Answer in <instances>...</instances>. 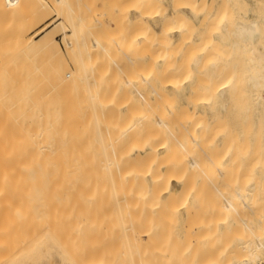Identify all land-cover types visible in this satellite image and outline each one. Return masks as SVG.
Returning a JSON list of instances; mask_svg holds the SVG:
<instances>
[{
  "label": "bare ground",
  "instance_id": "obj_1",
  "mask_svg": "<svg viewBox=\"0 0 264 264\" xmlns=\"http://www.w3.org/2000/svg\"><path fill=\"white\" fill-rule=\"evenodd\" d=\"M13 1L8 0L11 4L14 3ZM137 1V4L141 6L139 8L137 7L139 11H141L140 8H148V6L149 10H151L152 5L153 7L155 6V9L157 6L160 9L165 2V0ZM221 1L222 3L220 5L218 4L219 7H216L218 12L215 11L217 13L213 16L217 21L215 22L217 26L214 28L216 29L214 31L216 35H213L214 38L211 39L216 42L222 36V43L225 48V51L222 48L223 53H225L222 54L226 57L229 55L226 62L231 61L233 63L232 66L234 65L233 67L237 70L235 71L238 75L236 72L235 75L237 77L235 78L232 76V73L228 75L227 71L230 67L229 69L226 67L228 70L226 68L224 69L226 71L225 76L220 73L215 78L218 79L213 80L212 78L213 82H210L209 85L204 84L205 81L203 82L202 80L203 86L198 90L199 94L195 98L193 93L195 92L194 94H196L197 89L161 90L166 87L168 88V86L175 88V79L171 80L172 83L170 81L166 83L168 82L170 74L173 75L170 79L175 77L173 72L178 69L172 62L170 63L171 59L175 56L173 55L171 59L169 57L171 52L173 54L179 53L178 48L180 45L178 46V42L175 41L177 44L175 43L176 45L172 48L171 38L175 32L181 34L180 38L187 39L190 37H187V35L184 36L185 34L183 32L192 25V18L187 14L186 10L194 13V9H196L194 8V0H172L171 13L165 16L162 14L163 12H157L158 19L152 15L153 12H149L147 9V12H145L144 9L139 12L138 20L131 21L135 22L132 23L134 25L137 23L132 27L139 30L135 34L134 31L133 34H130L131 31H125L126 29L124 30V28L126 26L124 27V24L120 23L122 22L121 20L118 22L115 18L114 22L117 21L123 27L120 24L121 28L117 27L119 25L116 23L106 28L103 20H100L102 17L98 18L94 17V15L92 19L94 24L99 22L98 25L102 27L100 28L98 25H94L98 26L102 31L100 34L102 39H97L100 29L96 27L95 29L97 31L99 30L97 32L98 36L95 38L97 34L95 33L93 35L94 37H92V34L96 30L94 32L91 30L93 32L92 34L88 30L91 27L93 29L94 26L86 25L88 19L85 22L81 18H78V20L81 19L79 21L80 24H73L74 26H71V36L74 38L69 35L71 41L64 40L65 43H63L65 45V53L68 54L67 56L71 58L76 56L74 58H79L78 60L76 59L78 63L75 64L77 65L68 72H61L59 71L61 69H58L60 66L56 67V65H60L59 62L64 51L57 44L50 30L46 33H41L42 35L39 37L38 34L40 32L35 33L34 36H37V39L36 37L35 39L34 37L31 38V50L34 52L38 51V53L39 51L43 52L47 56H53L52 58L54 60H50L53 61L54 66L52 62L49 68L46 66L48 72L46 73L47 70L45 69L46 74L41 75V81H38L36 74L35 77L37 80L34 79L35 77H31L33 81L30 83L33 85L30 89L32 91L29 92L30 97L25 92V95L28 96L25 99V103L29 98L28 101L30 100L31 102L29 101L28 103L31 104V109L27 106L28 103H26L23 115L24 113L30 112L25 109L28 107L29 110H32V113L35 111L36 115H33L38 116L36 119L31 113H28L30 114V119L33 117V120L40 121L37 124H34L36 122L33 121L34 123L29 129H21V131L24 129L28 135L27 142L29 146L27 145L25 147L27 152H25L26 149H24V153L23 149L20 152L17 147L16 151L18 150L19 153H13L12 151V154L8 152V155H0V206H7L10 211V206L11 208L13 205L21 207V204H23L27 209L24 206L22 210L21 208L18 209L21 212L23 210L24 212L26 211L25 215L24 212L22 213L26 218L18 217L21 220L23 218L24 221L29 220L30 223H32L33 219L37 222L34 227L35 233L33 236L37 231L40 241V243L38 242L39 244H42V246H45V244L54 246L59 263L256 264L257 261L260 262L264 259V0H253L252 3L244 0V12L233 21L232 25H229L228 20L231 17H229V8H232L231 3L235 5L234 0L233 2L230 1L231 3L229 0ZM242 1L239 0L241 4ZM117 2L119 3L120 1ZM55 3L60 7L64 4V7L67 0H55ZM131 3L134 4V2ZM82 7L84 8V6H81V9H83ZM41 8L37 9L39 10ZM102 8H104V5ZM206 9L209 12L208 7ZM60 10L63 9L60 8ZM106 11L105 14H107ZM81 12L84 13L86 11L84 10L83 12L80 10V15L82 14ZM91 12L90 14H92ZM100 12L102 14V11ZM200 13H203L202 10ZM197 14H199L198 11ZM202 17L204 18V15ZM66 18L69 19V17ZM112 18L114 20V15ZM112 18H110L111 21ZM203 18L198 23L199 25H202L201 23L205 19ZM150 20L160 21L161 28L159 31H156L149 23L151 22ZM211 27L212 25H210ZM208 31L210 32V30ZM89 36L94 38L91 43H88V39L86 40V37ZM207 36L208 34L206 33L203 36L204 38L206 37V41L204 42V38H202L201 41L204 43L201 42L197 48L198 50L201 49L200 54H198L199 58L201 54L208 55L209 62L212 58V60H215V57H213L215 55L209 52L212 55L211 58L207 54V51L210 49L206 50L208 45L206 47L205 45L210 44V36L212 35ZM190 44L189 41L187 45ZM175 46H178V48ZM200 46L202 48H199ZM219 47L218 49L221 50ZM174 48L175 51L178 49L175 53ZM185 48L187 47L185 46ZM191 48L193 49L194 47ZM187 49L186 51L181 50V56L182 54L184 56L186 55L188 60V57L193 54L196 48L192 51H190V48ZM187 51L190 52L188 53ZM95 54H98V57ZM187 54H189L188 57ZM218 54L222 57L221 53ZM99 55L101 58H99ZM175 55L177 57V54ZM59 56L60 59L56 58L59 61L57 64L55 57ZM93 56L97 57V59L99 58V60L101 59V62H103V57L109 59L115 65L116 72L123 70L125 67L123 65L126 63L130 64L133 68L132 65L137 64L136 61L143 63L145 58L150 60V57L153 59L151 61L156 63L155 65H157L160 71L156 74L153 70L155 73H153L155 81L151 84V88L147 86L150 88L149 91L153 94L154 99V101L152 100V104L150 101L152 105V110L150 111H152V114H149H151L152 120H149L150 116L148 114L145 113L146 115H143L145 117V119L143 118L145 123H147V118V121L151 122L150 125L149 122L147 123V127L149 129L150 127L153 128L150 131L152 134L151 136L148 135L149 137L145 139L144 136H147L146 133L145 135L141 134L144 133L142 131L139 134L137 133L140 139L144 138V140L142 139L140 141L138 139L141 144L135 146L136 148L130 154H127L128 152H125L126 154H120L124 151L120 146L116 148L118 151L122 150V152L120 151L119 154H116L118 152L115 153L117 150L113 147L114 144H111L113 140H111L110 145H107L110 146L111 150L106 148V150L111 152H105V148L103 149L102 146L106 142L107 137L104 140L102 136L104 138V135L106 136L110 133L114 135V132H117V129L120 128L118 125L115 131L114 126L116 127L119 122L121 126L126 123V120H130V122L132 120L133 122L134 119H131L130 114L134 115L132 108L136 109L134 106L137 103H133L132 101L135 100H132V98H137V95L141 96L144 95V91L145 93L149 91H147L148 89H146L145 84H143L145 88L141 85L139 86L140 89L142 87L143 92H139L138 88L134 90L136 87L133 86L137 81L133 78L135 74L132 76V74L129 75L125 72L128 71V68L124 69L125 71L123 70L129 75L127 78L125 77L126 74L124 75V72H121L124 78H126L124 82L121 83L118 80L119 78H116L118 75H114L115 77L113 78L115 79L111 78V80L113 79L112 82L116 80V83L120 82L123 84L122 86L120 84V87L124 85L126 87L131 86L133 90H125L128 88L123 90L120 88L121 90H119L118 83L116 87L113 85L116 84L115 82L111 83V85H108L107 82V85L111 86L110 89H107L105 87L107 85L104 84L106 83L104 80L105 76H102L104 74L101 72L102 75H99L100 78L96 73L90 75V78L93 76V80L89 78L90 83L88 84L86 80L89 74L87 75V73L89 72L88 70L92 71L91 67H93V64H91V67H88L84 61H88ZM208 57L206 56L205 59ZM84 58L87 60H84ZM62 59L64 58L62 57ZM124 61L126 62L125 64H123ZM222 61L225 60L222 59ZM145 64H138L137 66L144 68ZM215 64L214 62H210L208 65L214 67L216 66ZM200 65L198 64L199 67ZM65 66L67 67V65ZM212 66L209 67L214 70ZM34 67H36V64H34ZM145 67L147 66L145 65ZM39 68L36 69L37 73H39ZM104 68L107 69L106 65ZM143 68L140 71L144 72ZM180 68L182 69V67ZM32 69L31 74H34L36 70L34 68ZM136 69L131 70L136 71ZM149 70L145 71L148 72ZM172 70L173 72L171 73L170 71ZM116 72L114 71V73ZM167 72H170V74L168 75ZM184 72L190 74L189 71ZM119 73L117 72V74ZM166 73L168 75L166 77L167 81H165L166 79H162ZM39 74L37 76L40 78ZM140 74L139 78L136 79L142 78L140 80L143 83H148V80H150L148 79V77L150 78L149 73V76L145 75V73ZM181 75H183L182 72ZM208 76H210L209 73ZM101 77L104 78H102L104 80L103 82ZM118 77L123 80V76L119 75ZM35 80L38 83L40 82V84H37ZM151 80L153 81V79ZM196 80L198 81V79ZM173 81L175 82L173 83ZM180 81L182 80L180 79ZM137 83L139 85V82ZM211 83H214V85ZM177 84H179L178 81ZM82 87L86 88L81 90ZM191 89H193L192 86ZM38 90H41V92H38ZM150 92L148 94H151ZM129 93L131 95H128ZM133 93L134 95L138 94L135 97ZM140 93L142 94L140 95ZM190 93H192L194 99L191 98L192 100L189 103L194 106V109L213 108L215 106L211 111L213 117L211 124H207L202 119L198 120L202 116H198L196 119L194 110H190L188 105H184L182 103L183 101L181 102ZM146 97L148 96L146 95ZM141 98L143 99V96ZM187 99L189 98L187 97ZM148 100L147 102H149ZM132 103L136 104L132 107ZM150 104L149 106L151 107ZM20 111L18 112L20 113ZM128 114L130 118L126 116ZM135 115L132 118H135ZM138 115L141 116L142 113ZM231 117H234V120L232 119L233 121H231ZM24 118L26 120V117ZM137 118L139 120L141 119L138 116L135 119L137 120ZM121 119H124L122 121L125 122L120 121ZM18 120H16V123H20ZM136 120L132 126L130 125L131 123L129 124L131 126L130 128L128 123H126L127 127H124L125 125L123 126V129L128 128V131L125 129L124 131L121 128L123 133L126 132L124 133V135L126 134L125 136L129 134L128 137L130 136V139L134 138L133 144L136 143L137 139L135 137H138V135L135 133L137 136H133V133L129 129L136 126L137 132V127L142 128L139 126L142 123L138 124ZM134 123H137L138 126ZM111 125H113V128L110 127ZM14 127L19 130V126L16 125ZM94 127H96L98 132V136L95 138L96 143H99L100 140L103 141L99 143L102 145L101 147L98 145V148L100 147L103 152L101 151L98 154L93 153ZM109 127L113 129L112 131L110 129V133ZM121 129L119 132L122 131ZM133 130L135 132L134 128ZM123 133H120V136L117 137H120L119 139H114L127 143L126 147L128 148L129 139H125L126 137H124L125 140L121 138ZM99 134L101 135L99 136ZM112 134L108 136H111L113 139ZM111 137L108 138L111 139ZM217 141L221 142L220 148L222 150L216 146ZM129 142L131 146V141ZM254 142H256L255 146H253ZM117 143L116 146L118 145ZM216 147L217 150L222 151L220 155H216L219 154ZM249 148L251 149L248 157L246 156V149ZM28 149L30 152H28ZM132 149L133 147L128 151L130 152ZM247 158L251 162L245 161ZM244 161L249 164L246 168L251 166L249 171L251 170L252 173L255 172L256 165L260 164L257 169L258 173H255V176L256 174L257 176H254V180L249 177L246 180L248 182L251 179L248 183L246 181L243 182V179L240 178L242 176H239L242 180L239 181L238 175L240 174L237 175V173L245 168L241 167L242 169H240ZM228 162L231 163L229 165L233 166V169L231 166V169H228L229 167L226 165L224 166ZM190 170L193 173L196 172L195 175L189 173ZM244 171L242 170L241 174H244ZM252 173L250 172L249 175ZM186 174H190L189 179L192 181L188 179ZM245 175L243 176L245 177ZM193 176L199 178L195 180ZM199 185L200 187H198ZM203 203L207 205L203 206ZM14 209L12 208V210ZM15 213L13 212V214ZM11 214L8 217L10 221L13 219L10 218ZM16 216L13 217L17 219ZM14 220L12 225H15ZM21 220L18 221L21 222ZM163 221L167 223L166 228L165 223L162 226L165 229L161 228L163 224H159V222L163 223ZM27 222L22 224H25L28 229L32 224L28 226ZM239 222H241L240 224H244L242 226H246L244 228L248 230L249 237L245 234L247 239L242 237L244 234L241 236L242 231H239L241 234L238 235L234 232L238 230V228L236 230L233 229L235 228L234 225L239 224ZM7 225H10V229L13 230L11 222L5 226L7 227ZM5 226L2 225L1 227ZM1 227L0 236H3L7 230L11 232L9 229L5 230L3 228L2 233ZM16 229H14V232ZM230 231L233 234H230ZM9 232L7 233L9 234ZM12 233L8 235L11 238ZM8 236H3V242L9 238ZM29 239L32 243H29L27 240L28 243L26 244H38L35 240ZM0 243H2V240ZM18 243L16 248L19 247V249L17 248V250L14 249L13 251H2V249L8 250L12 246L8 244L9 247H6V242L2 244L3 248H0V264H6L16 260L17 254H21V252H18L21 250V245L19 246ZM237 243H239V247H237ZM107 244L111 245L110 248ZM15 253L17 254L14 256ZM260 264H264V261Z\"/></svg>",
  "mask_w": 264,
  "mask_h": 264
},
{
  "label": "rangeland",
  "instance_id": "obj_2",
  "mask_svg": "<svg viewBox=\"0 0 264 264\" xmlns=\"http://www.w3.org/2000/svg\"><path fill=\"white\" fill-rule=\"evenodd\" d=\"M78 1V2H77ZM113 1H114V3H113ZM117 1H120L119 3L117 2ZM137 1V0H136ZM135 0L133 1V0H67V3L65 4V8L63 7V5H62V7H60V6H58L56 3H55V0H14L12 3L13 4H11L10 2H8V0H0V155L2 154V155H8L9 153L10 154H12V151H13V153H19L18 152V150L16 151V148L18 147L19 148V150H20V152H21V150L23 149V153H24V149H26L25 147H27V145L29 146V143L27 142V133L25 132V130L24 129H29V128H31V126H32V124L34 123L33 121H35L36 123H34V124H37V122L39 121V120H36L37 119V117L38 116H35L36 114H35V111H34V113H32L31 111L32 110H29V108L31 109V104L30 103H28L29 101H28V99H27V102L26 103H28V109L27 108H25L26 110H28V111H30V112H28V113H31V115H33V114H35V115H33V117H35L36 119L35 120H33V117H32V119H30L31 117L29 116L30 114H28V113H24V115H23V112H25V110H24V107L26 106L25 104V99H26V97H28L29 96V92H31L32 90H30L31 88H32V85L33 84H31L30 82H32L33 81V79H31V77L33 78V77H35V74H36V77L38 78V81H41V75H43L44 73H45V71H46V73L48 72V69H47V67L46 66H48V68H49V66H51V62H52V64H53V66H54V63H53V61L52 60H54L52 57L53 56H51V55H48V56H50V57H48L47 55H45L43 52H40L39 51V53H38V51L36 52H34V51H32L31 50V48H30V46H31V38H33L34 37V39H35V37H36V39L40 36V35H42L43 33H46V32H48L49 30H50V33L51 34H53L54 35V38H55V40L57 41V44L60 46V48L64 51L63 53V55H62V57L64 58V59H62V57H61V59H62V61H61V59H60V56L59 57H55V59L56 58H59L60 59V62L58 61V59H56L55 61H56V63L58 64V62L60 63V65H56V67L58 66H60L58 69H61V70H59V71H70V70H72V68L74 67V66H76L77 64H75V63H78V61L76 62V59L78 60L79 58H74V57H76V56H74V57H69V56H67L68 54H66L65 53V45L63 44V43H65L64 42V40H68V41H71V37H73V36H71V34H72V28H71V26L73 27L74 25L73 24H78L79 23V21L82 19V20H92L94 17H102V19H100V20H103V23L105 24V26H106V28L107 27H110V26H113V25H115L116 23L118 24V22H120V20L122 21V22H120V23H122V24H124V30L125 31H131L130 32V34H133V31H134V34L135 33H137L139 30L138 29H136V28H132L133 26H135L134 24H132V23H135V22H131V21H135L137 18H138V15H139V12H141V11H143L144 9V11L145 12H147V10H149V6H148V8L146 7H143V8H140V10L141 11H139V7H141L139 4H137L138 3V1L136 2ZM195 2V4H194V8H196V9H194V13H192V12H188V10H186V12H187V14L192 18V20H191V22H192V25H191V27L190 28H186L185 29V31L183 32L185 35L184 36H186L187 35V37L188 36H190V37H188L187 39L186 38H180L181 37V34L180 33H177V32H175V33H173L172 34V38H171V41H172V44H173V46H172V48L174 47V45H176L177 43L176 42H178V46H179V48H178V46L176 47V48H178L179 49V53L177 52V53H175L178 49H176V51H175V48H174V53L175 54H177V57H176V55L175 54H173V52H171L170 53V57H169V59H171V57L174 55L175 57H173V59H171V61H170V63L172 62V64H174L175 66H177L178 67V69L177 70H179V71H177V70H174V72H173V70L172 71H170L171 73L173 72V74L175 75V77H173L172 79H170V77L171 76H173L172 74H170V72L168 73V75L170 74V76H169V79H168V82H166V83H169V81H170V83H172V81L171 80H173V79H175V81H173V83H174V86H175V88H173V86H172V88L170 87V86H168V88L166 89V88H164V89H161V90H183V88H184V90H196L197 89V91L198 90H200V88L203 86V82H204V84L206 83V84H208L209 85V83L210 82H213V80L216 78V77H218V75H220V73H221V75H224L225 74V68L226 67H228V69H229V67H230V69L228 70L227 68V74L228 75H231V73H232V76L235 78V77H237V75H238V73L236 72L237 70L235 69V67H233L232 66V64L233 63H231V61H227L226 62V60H227V58L229 57V55L226 57V56H224L223 54H225V53H223V51H222V48L224 49V51H225V48H224V45H223V43H222V36L220 37V39H217L216 40V42L214 41V40H212L214 37H213V35H216L215 34V32L214 31H216V29H214L217 25H216V23L215 22H217L215 19H214V14L215 13H217L218 11V4L220 5L221 3H222V1L221 0H194ZM202 1H204V2H202ZM233 2V0H229V2ZM244 1V0H243ZM242 1V4L239 2V0H234V4L235 5H233V3H231V7L232 8H229L230 9V15H229V17H230V19L228 20V23H229V25L231 24L232 25V23H233V21H235L237 18H238V16L239 15H241L242 14V12H244V10H243V3H245V1L243 2ZM248 1H250L251 3L253 2V0H248ZM76 2V3H75ZM86 2V3H85ZM89 2V3H88ZM131 2H134V4L133 3H131ZM208 2H209V4H208ZM113 3V4H112ZM115 3H117V4H115ZM121 3V4H120ZM126 3V4H125ZM56 4V5H55ZM120 4V5H119ZM70 7H69V6ZM103 5H104V8H102L103 7ZM123 5H125V6H123ZM135 5H136V7H135ZM138 5V6H137ZM171 5H173L172 4V0H165V2L163 3V8L162 7H160V9H159V6H157L156 7V9H155V6L153 7V5H152V7L150 8L151 10H149V12H153L152 13V15H154V16H156L155 18H157L158 19V13H162V14H164L165 16L166 15H168L169 13H171V11H172V6ZM195 5H197L196 7H195ZM201 5V6H200ZM40 6V7H39ZM71 6H74V7H71ZM78 6V7H77ZM81 6H84V8L83 9H81ZM89 6V7H88ZM127 6V7H126ZM167 6V7H166ZM209 6H210V8H209ZM41 7H43L44 8V10H43V8H41ZM93 7V8H92ZM120 7V8H119ZM138 7V8H137ZM208 7V9H209V12H207L208 10L206 9ZM217 7V8H216ZM234 7V8H233ZM37 8H41V9H37ZM59 8V9H58ZM60 8L61 9H63V10H60ZM76 9V10H74V9ZM78 8V9H77ZM92 8L93 9V11H92V9H91V11H90V9ZM109 8H110V10H109ZM118 8V9H117ZM125 8V9H124ZM198 8H201V9H198ZM236 8H238V9H236ZM71 9H72V11H71ZM112 9V10H111ZM147 9V10H146ZM154 9V10H153ZM159 9V10H158ZM198 9V10H197ZM41 10V11H40ZM80 10L81 11H83L84 12V10L86 11V12H84V13H82L81 15H80ZM107 12V14H105V11ZM109 10V11H108ZM125 10V11H124ZM153 10V11H152ZM156 10V11H155ZM201 10H202V12L203 13H200L201 12ZM211 10V11H210ZM65 11V12H64ZM76 11V12H75ZM100 11H102V14H101V12ZM124 11V12H123ZM161 11V12H160ZM197 11H198V13L199 14H197ZM215 11H217V12H215ZM234 11V12H233ZM44 14H43V13ZM67 12H68V14H67ZM73 12V13H72ZM75 12V13H74ZM90 12L92 13V14H90ZM158 12V13H157ZM239 12H240V14H239ZM62 13V14H61ZM79 13V14H78ZM114 13V14H113ZM205 13V14H204ZM235 13H237L236 15H237V17H236V15H235ZM38 14V15H37ZM42 14V15H41ZM64 14V15H63ZM90 16H89V15ZM100 14V15H99ZM60 15V16H59ZM75 15V16H74ZM77 15V16H76ZM79 15V16H78ZM84 15V16H83ZM86 15V16H85ZM88 15V16H87ZM95 15V16H94ZM113 15H114V20H113ZM204 15V18L206 19H204L202 16ZM62 16V17H61ZM69 17V19L68 18H66V17ZM74 18H73V17ZM94 16V17H93ZM111 16V17H110ZM122 16V17H121ZM124 16V17H123ZM210 16H212L213 17V19H212V17H211V19H210ZM76 17V18H75ZM84 17V18H83ZM92 17V18H91ZM118 17H120V18H118ZM78 18H81V19H79L78 20ZM110 18H112V21H111V19ZM115 18H116V20H118V22L116 21V22H114L115 21ZM204 19L203 20V22L201 23L202 25H199L198 23H200L201 22V19ZM207 18H208V20H207ZM235 18V19H234ZM232 19V20H231ZM73 20V21H72ZM88 20H87V22H88ZM124 20V21H123ZM138 20V19H137ZM212 20H214V21H212ZM231 20V21H230ZM72 21V22H71ZM78 21V22H77ZM83 21V22H84ZM89 21V22H90ZM151 22H149L154 28H155V30L156 31H159L160 30V28H161V24H159L160 23V21H153V20H150ZM205 21V22H204ZM211 21V22H210ZM86 22V21H85ZM86 22V25L87 24H89L90 26H94V25H98L99 24V22L97 23V24H94V22H93V20L89 23H87ZM126 22V23H125ZM207 22H210V23H207ZM96 23V22H95ZM100 23H101V21H100ZM119 23V24H120ZM131 23V24H130ZM80 24V23H79ZM118 24V25H119ZM122 24H120V25H122ZM127 24H128V27H127ZM203 24L205 25L204 27H203ZM209 26H208V25ZM60 25V26H59ZM89 25H87V26H89ZM120 25L119 26H117V27H120ZM198 25V26H197ZM210 25H212V29L210 28ZM99 27L101 26V25H98ZM98 26H94V28L92 29V27H91V29L90 30H88V31H90V33L92 34L96 29V27L98 28ZM194 26H195V28H194ZM122 27H123V25H122ZM197 27V28H196ZM207 27H208V30H210V32L207 30ZM90 28V27H89ZM100 28H102V27H100ZM100 28H98V29H100ZM121 28V27H120ZM130 30H129V29ZM42 29V31H40ZM133 29V30H132ZM134 29H136V30H134ZM190 29V30H189ZM91 30L93 31V32H91ZM103 30V29H102ZM99 31V30H98ZM97 30H96V32H94L93 34H92V37H94L93 35L95 34V33H97L98 32ZM212 31H213V33H212ZM38 32H40V34H38V37L37 36H34L35 35V33H38ZM208 34V36H210V35H212V36H210V40H211V42H210V44H206L205 45V47H206V50L207 49H210L209 51H207V54H209V52L211 53V54H213L214 53V55L215 56H213V57H215L214 59L215 60H212L213 58H212V55H210L209 54V56H211V61H209L208 62V60H209V57H208V55H205V54H201L200 55V58H199V55L198 54H200V51H201V49H199L198 50V45L202 42L201 40H202V38H204L203 36L204 35H206V33ZM42 33V34H41ZM89 33V34H90ZM102 33V31H101V29H100V31H99V36H98V33L96 34V36H95V38L97 37V39H102V36L100 35ZM202 33H204V35H202ZM90 34V35H91ZM175 34V35H174ZM191 34V35H190ZM71 37H70V36ZM202 35V36H201ZM65 36V37H64ZM87 36V35H86ZM207 36V37H208ZM218 36V35H217ZM91 36H89V37H86V40L88 41V43L90 42H92L93 40L92 39H94V38H90ZM183 37V36H182ZM74 38V37H73ZM212 38V39H211ZM174 39V40H173ZM73 40V39H72ZM183 41V43H182V41ZM194 40V41H193ZM176 41V42H175ZM185 41V42H184ZM190 41V43L192 44V46L191 47H194L193 49L190 47V45H187V43ZM193 41V42H192ZM206 41V37L204 38V42ZM180 42V43H179ZM199 42V43H198ZM204 42H202V43H204ZM176 43V44H175ZM212 43H213V45H212ZM217 43V44H216ZM219 44V45H218ZM64 45V46H63ZM202 45V44H201ZM211 45V46H210ZM182 46H183V48H182ZM185 46L187 47V48H190L191 50L190 51H192V50H194L195 48V51H193V54L192 55H190V57H188L189 56V54H187V57H188V60H187V58H186V55L184 56L183 54H182V56H184V57H182L181 56V50L183 51V50H188L187 48H185ZM217 46V47H216ZM218 46H220L219 48H221V50H219L218 49ZM202 47H203V45H202ZM201 46L199 47V48H202ZM214 49H213V48ZM185 48V49H184ZM216 48H217V50H216ZM212 49V50H211ZM189 51V52H190ZM212 51H214V52H212ZM188 52V51H187ZM186 52V53H187ZM188 52V53H189ZM198 52V53H197ZM35 53V54H34ZM185 53V52H184ZM218 53H221V55H222V57H224V58H222V57H220V54H218ZM223 53V54H222ZM47 54V53H46ZM191 54V53H190ZM96 55V54H95ZM179 55V56H178ZM203 55H205V57H203ZM97 57H98V54L96 55ZM100 56V55H99ZM194 56V57H193ZM201 56H202V58H201ZM206 56L208 57L207 59H205L206 58ZM97 57H95V56H93V57H91V59H89L88 61H84L85 62V64H86V66H92L91 64H93V67H91L92 69V71H90V70H88L89 72L87 73V75L89 74V76H88V79L86 80V82L89 84L90 83V79L91 80H93V76H91L92 78H90V75H94L95 73L96 74H98V76L99 75H102L101 73H103L104 75H102V76H105L104 78L103 77H101V80H102V82L105 80V82L106 83H104L105 85H107V82H108V85H111V83H114L116 80H114L113 82H112V80L113 79H115V78H113V77H115L116 75H121V76H123V80H121L120 79V77H118V76H116V78L118 79V80H120V82L122 83V82H124V79H126L129 75H131L132 74V76H133V78H134V80H136L137 82H139V85H137L138 83L136 82V86L134 85L133 87H136V89L134 88V90H137V88H138V90H139V92H143V89H142V87H141V89L139 88V86L141 85V86H143V88H145V87H147V86H149L150 88H151V84L152 83H154V81H155V79H154V74L156 73V74H158L160 71L158 70V68H157V65H155L156 63H154L153 61H151V60H153V59H151L150 57H149V59L150 60H148V58L146 59L145 58V60H143V63L145 64V62L147 61V63L145 64L147 67H145V65H144V68L143 67H139V66H137L138 64H143V63H141V62H139V61H136L137 62V64H134V65H132L133 66V68L131 67V65L130 64H127L125 61H124V63L123 64H125V65H123V66H125L124 67V69H127L128 68V71H125L124 69V71L125 72H127L129 75H127L123 70H119V71H117V72H120L119 74H117V72H116V70H115V65L114 64H112L111 63V61L109 60V59H107L106 57L104 58H102L103 60V62H104V64H102L103 62H101V59L99 60V58H101V56L97 59ZM49 58V59H48ZM186 58V60H184ZM191 58V59H190ZM195 58V59H194ZM224 59L225 61H222V59ZM50 59H52V60H50ZM94 59V60H93ZM137 59H139V58H137ZM180 59V60H179ZM193 59V60H192ZM198 59H199V61H198ZM203 61H205V62H207V63H205V62H203ZM50 60V61H49ZM75 60V61H74ZM84 60H87V59H85L84 58ZM93 60V61H92ZM106 60V61H105ZM140 60V59H139ZM173 60V61H172ZM190 60V61H189ZM196 60H197V62H196ZM54 61V62H55ZM90 61H92L91 63H90ZM98 61H99V63H98ZM177 61H180V62H177ZM187 62V65H186V62ZM222 61V62H221ZM139 62V63H138ZM150 64H149V63ZM183 62H185V63H183ZM195 64H194V63ZM202 64H201V63ZM216 63L215 65L216 66H212V65H208L209 63ZM73 63V64H72ZM89 63V64H88ZM108 63V64H107ZM220 63H221V65H220ZM34 64H36V67H34ZM101 66L100 68H99V66ZM103 66H102V65ZM198 64L200 65V67L198 66ZM208 66H207V65ZM65 65H67V67L65 66ZM95 65V66H94ZM106 65V68L107 69H105L104 68V66ZM127 65V66H126ZM163 65V64H162ZM181 65V66H180ZM37 66H38V68H39V73H37V70L36 69H38L37 68ZM96 66H97V69H96ZM149 66H151V68H149ZM197 66H198V69H197ZM209 66H212V68H214V70L213 69H211ZM66 68V69H64V68ZM139 67V68H138ZM180 67H182V69L180 68ZM183 67H184V70H183ZM188 69H187V68ZM32 68H34V70H36V72L34 73V74H31L32 73ZM136 69V71L134 70H131V69ZM142 68H143V70H144V72L143 71H140V70H142ZM150 69L148 72H146L148 69ZM199 68H201V69H199ZM204 70H203V69ZM207 68V69H206ZM219 68V69H218ZM46 69V70H45ZM97 70V72H95V70ZM103 69H105V70H103ZM197 69V70H196ZM209 69H211L210 71H209ZM94 70V71H93ZM108 70V71H107ZM146 70V71H145ZM155 71V73H154V71ZM182 70V71H181ZM206 70V71H205ZM224 70V71H223ZM236 70V71H235ZM114 71L116 72V73H114ZM124 73H123V72ZM153 71V72H152ZM184 71H189V73L190 74H188V73H186V72H184ZM205 71V72H204ZM207 71H209V72H207ZM224 73H223V72ZM87 72V71H86ZM93 74H92V73ZM101 72V73H100ZM105 72V73H104ZM121 72L125 75L126 74V78H124V75L123 74H121ZM136 72V73H135ZM179 72V73H178ZM181 72H182V74L183 75H181ZM235 72H236V74L237 75H235ZM45 73V74H46ZM91 73V74H90ZM144 74L145 73V75H147V76H149L150 75V78L148 77V79H153V81L151 82L150 80H148V83H143L141 80H142V78H140V79H136V78H139V74ZM147 73V74H146ZM148 73H149V75H148ZM154 73V74H153ZM167 73L165 74V75H167ZM208 73L210 74V76H208ZM40 75V78H39V76H37V75ZM44 74V75H45ZM140 74V75H141ZM187 74V75H186ZM197 74H198V76H197ZM204 75V76H201L200 77V75ZM34 75V76H33ZM115 75V76H114ZM138 75V77H136ZM164 75V74H163ZM163 76L162 77V79H166V77H168V75L167 76ZM176 75H177V78H176ZM96 77H97V75H95ZM143 76V75H142ZM141 76V77H142ZM146 76V77H147ZM178 76H182V77H178ZM186 76V77H185ZM188 76V77H187ZM205 76H206V79H205ZM225 76V75H224ZM34 78V79H36L37 80V78ZM95 77V78H96ZM165 77V78H164ZM191 77V78H190ZM198 77V78H197ZM209 77V78H208ZM90 78V79H89ZM99 78H100V76H99ZM104 80H103V79ZM111 78H113L112 80H111ZM183 78V79H182ZM190 79V82H189V79ZM204 78V79H203ZM212 78H213V80H212ZM31 79V81H29ZM178 79V80H177ZM180 79L182 80V81H180ZM196 79H198V81L196 80ZM218 79V78H217ZM217 79H215V80H217ZM36 80H35V82H36ZM88 80H89V82H88ZM110 80H111V82H110ZM140 80V81H139ZM191 80H192V82H191ZM203 80V82H201ZM212 80V81H211ZM165 81H167V79L165 80ZM177 81H178V83L179 84H177ZM180 81V82H179ZM207 81V82H206ZM118 83L119 85H117V83L116 84H113V85H115V87H116V85L117 86H119L118 87V89L119 90H123V89H125V88H128V89H125V90H129V89H131V90H133V87H129V86H123V87H120V84L121 83ZM141 82V83H140ZM188 82V83H187ZM195 82V84H193ZM217 82V81H216ZM216 82H215V84H216ZM37 84H40V82L38 83V82H36ZM182 83V84H181ZM28 84V85H27ZM31 84V85H30ZM86 84V83H85ZM88 84H86V85H88ZM143 84H145L146 86L144 87V85ZM177 84V85H176ZM184 84H185V86H184ZM195 85V86H193V85ZM212 84V83H211ZM210 84V85H211ZM104 85V86H105ZM105 86L107 89H110L111 88V86ZM123 84H121V86H122ZM189 85V86H188ZM212 85H214V83L212 84ZM27 86H28V90H27ZM31 86V87H30ZM39 86V85H38ZM184 86V87H183ZM191 86H192V88L193 89H191ZM86 87H88V86H86ZM86 87H82L81 88V90H83V88H86ZM190 87V88H189ZM194 87H195V89H194ZM121 88V89H120ZM150 88H146V89H148L147 91H149V89ZM180 88V89H179ZM38 89H40V88H38ZM30 90V91H29ZM196 91V94H194L193 92V96H194V98L199 94V91L197 92ZM28 93V96L27 95H25L26 93ZM35 93H38V92H41V90H38V92L37 91H34ZM138 92V93H139ZM150 92V91H149ZM149 92H147V93H145V91H144V95H141L142 93H140V95L141 96H143V99L141 98V96H139V95H137L136 93V95H137V98H138V101H137V98H132V100H135V101H132L133 103L134 102H136L135 104H133L132 103V107H133V105H135L134 107H136V109H133L132 108V110H133V113H134V115L136 114V112H138L136 115H135V118L138 116L139 118H141L140 120L137 118V120L135 119V118H132V116L134 117V115L133 114H130V116H131V119H134V121L136 120L137 121V123L138 124H140V123H142V125L140 124L139 126H141L142 128H140V127H137V132H136V126L135 127H132L131 129L133 130V128L135 129V132H134V130L132 131L131 129H129L130 130V132H132L133 133V136H137L139 133H141V131L142 132H144V133H141V134H144L145 135V133H146V135L147 136H144V135H141V136H144L145 137V139H146V137H149V136H151V134H152V132H150L151 131V129L153 130V128H151L150 127V129L147 127V123L149 122V125H150V121L152 120V118H151V114H152V111H150V110H152V100L154 101V99H153V94L151 93V94H148ZM33 93V92H32ZM192 93H190L187 97L189 98V99H187V97L184 99V100H181V102L184 104V105H188V107H189V109L191 110V109H193L194 110V112L196 113L195 114V118L197 117L198 118V116H202V117H200V118H198V120H200V119H202V121H204V122H206L207 124H211L212 122H213V117H212V115H211V111L215 108V106L213 107V108H211V107H209V108H205V109H203V108H196V109H194V106L191 104V103H189L192 99L191 98H193L192 97ZM128 95H131L130 93L128 94ZM133 95H134V93H133ZM132 95V96H133ZM136 95H134L135 97H136ZM146 95L148 96V97H146ZM131 96V97H132ZM139 96V97H138ZM30 97V96H29ZM146 98H148V99H146ZM193 98V99H194ZM131 99V98H130ZM142 99V100H141ZM144 99H146L145 101H144ZM147 100L149 101V102H147ZM150 101H151V104H150ZM31 102V101H30ZM139 103H141V104H139ZM143 104H145L146 106L148 105V107H149V109L147 110V108L148 107H146L145 105H143ZM149 104L151 105V107L149 106ZM142 106H143V108H142ZM19 107H20V109H19ZM138 107V108H137ZM145 107V108H144ZM210 109V110H209ZM21 110V111H20ZM147 110V111H146ZM18 111H20V113L18 112ZM136 111V112H135ZM17 112V113H16ZM142 113V115L140 116V115H138V114H141ZM144 113V114H143ZM148 114L150 117H149V120L150 121H147L148 120V118H147V120H146V122L147 123H145V121L143 120V118L145 119V117H143V115H146V114ZM149 113H151V114H149ZM198 113V114H197ZM21 114V115H20ZM19 115V116H18ZM147 115V116H148ZM211 115V116H210ZM127 117L129 116V114L128 115H126ZM130 116H129V118H130ZM146 116V117H147ZM16 117H17V119H16ZM24 117H26V120H25V118ZM27 117H28V119H27ZM20 118V119H19ZM128 118V119H129ZM196 118V119H197ZM19 119V120H18ZM124 119L126 120V118L124 117ZM124 119H121L120 121H122V120H124ZM231 119V121H233L234 120V117H231L230 118ZM233 119V120H232ZM16 120H18V122L20 121V123H16ZM28 123H27V122ZM133 121V122H134ZM40 122V121H39ZM122 122H125V121H122ZM121 122V123H122ZM133 122H132V120H131V122H130V120H126V123H128V126H129V124L132 126L133 125ZM117 123V122H116ZM126 123H124L122 126L120 125V122L116 125V127L114 126V128H115V131H116V128H118V125H119V127L120 128H118L117 130V132H114V135L112 134V133H110L113 129V125H111L110 127H112V128H110L109 127V133L110 134H108V135H113V139H112V137L111 136H108V135H104V138H103V136H102V139H106V137H107V139H106V142L108 143H106L105 141V143H106V146L107 145H110V143H111V140H113L112 142L113 143H111L112 145H113V147L114 148H116V147H122V150H124L123 152H122V150H120L122 153H120V151H118L117 150V148L115 149V150H117V151H115V153L116 152H118V153H116V154H123V153H127V154H130V153H132L133 151H134V149L136 148L135 146H137V145H140L141 144V142L140 141H142V139L144 140V138H142V139H140V136L138 135V137H135L137 140H136V143H134L133 144V140H134V138L133 139H130L131 137L129 136L128 137V135L127 136H125L124 135V133H126V132H124L123 133V130L125 129L126 131H128L127 129L128 128H124L123 129V126L124 127H127V124ZM135 124V125H137L138 126V124ZM19 126V130H18V128H16V127H14V126ZM19 124V125H18ZM23 125V126H22ZM131 126H129V128L131 127ZM145 126H146V129H145ZM21 127V128H20ZM22 128H24L22 131H21V129ZM123 130H122V129ZM139 128V129H138ZM110 129H111V131H110ZM122 130V131H120L119 132V130ZM141 129V130H140ZM145 129V130H144ZM124 130V131H125ZM147 130V132H145ZM17 131V132H16ZM140 131V132H139ZM94 133H95V135H94V133H93V153L94 154H98L99 152L101 153V151L103 152V150H101V144H99L100 142H103L102 140H100V142L98 143H96V140H95V138H97V136H98V132H97V130H96V127H94V131H93ZM116 133V134H115ZM120 133H123L122 135H121V138H123L124 139V137H126L125 139H129V141H131V146H130V142L128 141V140H126V141H128V148L126 147L127 146V143H125V142H122V140H115L114 138H116V139H119V138H117L118 136H120ZM128 133V132H127ZM132 133H131V136H132ZM137 135H136V134ZM119 134V135H118ZM135 134V135H134ZM101 134H99V136H100ZM149 135V136H148ZM115 136V137H114ZM132 136V137H133ZM108 137H111V139L110 138H108ZM124 139V140H125ZM138 139H140V141L138 140ZM254 139V138H253ZM115 140V141H114ZM110 141V142H109ZM254 141H256L255 139H254ZM117 142H120V143H117ZM138 142H140V143H138ZM105 143H103L104 145L103 146H105ZM116 143L118 144L117 146H116ZM217 144H216V146L218 147V148H220L221 146V142H219V141H217L216 142ZM255 143L256 142H254V145L253 146H255ZM16 146H15V145ZM136 144V145H135ZM98 145L100 146L99 148H98ZM125 145V146H124ZM133 145V146H132ZM219 145V146H218ZM12 146H13V148H12ZM96 146V147H95ZM102 146V148L105 150V152H107L108 150H111V148H110V146H105V147H103ZM124 147H126V148H124ZM133 147V149L129 152L128 150H130L131 148ZM217 147H216V150H217ZM106 148H109L108 150H106ZM124 148V149H123ZM120 149V148H119ZM128 149V150H127ZM221 149V148H220ZM250 149L251 148H249V149H246V156H248L249 157V155H250ZM222 150V149H221ZM217 151H219V154H216V155H220V153H222V151H220V150H217ZM216 151V152H217ZM7 152V153H6ZM9 152V153H8ZM25 152H27V149H26V151ZM28 152H30V150L28 149ZM109 153L111 152V151H108ZM107 152V153H108ZM125 153V154H126ZM249 153V154H248ZM21 154V153H20ZM245 161H247V162H251L250 160L248 161V158H247V160H245ZM244 161V163H242V166H240V169H242L241 167H245V168H243L242 170H245L247 173H248V176H247V173L244 171V174H241V172H242V170H241V172H239V173H237V175L238 174H240V175H238V178H239V176H242V177H240L241 179H243V182L244 181H246L249 177H251V179L252 180H254V176H255V173H258L257 172V169H258V165H260V164H257L256 165V169H255V172L254 173H252V171L250 170L249 171V169L251 168V166L249 167V168H246V167H248L249 166V164H247V162H245ZM246 163V164H245ZM229 164H231L230 162H228V163H225L224 164V166L226 165V166H228L229 168L228 169H231V167H232V169H233V166H231V165H229ZM233 165V164H232ZM231 166V167H230ZM260 170V169H259ZM258 170V171H259ZM189 172V171H188ZM252 173L251 175H249V173ZM187 173V172H186ZM189 173H192V175L194 174L195 175V173L196 172H192L191 170H190V172ZM246 174V175H245ZM187 175V174H186ZM189 175L190 174H188L187 176H188V179H189ZM243 175H245V177L243 176ZM197 176H199V175H197ZM196 176V178H195V176H193L194 178H195V180L197 179V178H199V177H197ZM256 176H257V174H256ZM255 176V177H256ZM192 178V177H191ZM193 178V179H194ZM239 178V181H242L241 179ZM246 178V179H245ZM245 179V180H244ZM251 179H249L248 180V182H250V180ZM189 180H191V179H189ZM192 181V180H191ZM194 181V180H193ZM247 182V181H246ZM247 182V183H248ZM198 187H200V185L198 186ZM202 188H204V186H202ZM207 199V198H206ZM206 202H207V200H205ZM202 202V201H201ZM208 203V202H207ZM22 206L21 207H19V206H12V208H15L14 210H12V208H11V206H10V211H12V212H10L9 211V208L7 207V206H0V227L2 226V225H6L7 223L9 224V222H11V225H12V223H13V220H14V223H15V225L13 226L12 225V229L13 230H11L10 228V225L8 226L7 225V227H9V228H7L6 226V228L5 227H1V232L3 233V228L5 229V230H7V229H9L11 232H9L8 230H7V232H9V234L7 233V232H5L4 234H3V236L5 237L6 235L8 236V235H10V233H12V232H14V229H16L20 224V226H19V228H21L20 230H19V228L18 229H16L15 230V232L14 233H12L11 235H12V238H11V236H8L9 238L8 239H6L4 242H3V239H4V237L2 236V238H0L1 240H2V243H0V248L2 247V244L4 243L5 244V242H6V247H9L8 246V244L9 245H12V246H10V248H8V250L6 249V250H3L2 249V251H13L14 249L15 250H17V248L19 249V247H17L16 248V246H17V243H18V245L20 246L21 245V247H20V251H18V252H21V254H17V253H15L14 254V256L17 254V256H16V260H13V261H11V262H8V263H6V264H61V263H59V258H58V256H57V253H56V249L54 248V246L52 247L50 244H45V246H42V244H39L40 243V241H39V237H38V235H37V231H36V234L33 236V234L35 233V229H34V227H35V225L37 224V222L33 219V221H32V223H30L29 222V220H27V221H24V219L23 218H26V217H24V215H25V212H24V210H23V212H24V215H22V213L23 212H21V211H19V209L21 208V210L25 207L23 204H21ZM203 206H206L205 205V203H203L202 204ZM24 206V207H23ZM16 207H17V209H16ZM23 207V208H22ZM19 208V209H18ZM25 209H27L26 207H25ZM18 210V211H17ZM13 212L15 213V212H17V213H15V214H13ZM19 212V213H18ZM10 213H12L11 214V216H10V218H13L11 221L9 220V215H10ZM19 214V215H18ZM28 214H30V213H28ZM17 215V216H16ZM26 215H27V213H26ZM31 215H33V214H31ZM13 216H16L17 217V219L15 218V217H13ZM21 218V217H23L22 218V220L19 218V217ZM30 216V215H29ZM33 217V216H32ZM251 217H253V216H251ZM31 218V217H30ZM27 219H28V215H27ZM247 219V218H246ZM18 220H21V222L20 221H18ZM26 220V219H25ZM28 223V226L29 225H31L30 227H28V229L26 228V225L24 224H22V223ZM34 223V224H33ZM166 224V226H165V228L167 227V223L166 222H164L163 221V223H160L159 222V224H163V225H161V228L162 229H165L164 227H162V226H164L165 224ZM241 222H239V224L237 225H234V227L235 228H233V229H237L238 228V230L237 231H234V230H231V231H234L237 235L238 234H241V236L242 237H245V239H247V237H249V234H248V230L247 229H245L244 227H246V226H242V225H244V224H240ZM19 224V225H18ZM181 225V224H180ZM240 225V226H239ZM31 227H33V228H31ZM25 228V229H24ZM31 228V229H30ZM36 228H37V226H36ZM242 228H244L243 230H241ZM34 229V230H33ZM240 229V230H239ZM19 230V231H18ZM30 230H32V231H30ZM16 231H17V237H16ZM165 231V230H164ZM230 231V234H233L232 232ZM241 233H240V232ZM246 231V232H245ZM235 233H234V235H235ZM19 234H20V236H19ZM245 234H246V236H245ZM28 235H32V236H28ZM37 235V236H36ZM0 236V237H1ZM18 236H19V239H18ZM25 236H27L26 238H25ZM29 238H31V239H33V240H35L38 244H31V245H29V244H26V243H32V241L30 242V239ZM18 239V241H16ZM244 239V238H243ZM1 240H0V242H1ZM11 240V241H10ZM27 240H28V242H27ZM8 241V242H7ZM12 242V243H11ZM24 244H26V245H24ZM238 244V246L237 247H239V243H237ZM50 245V246H49ZM109 245V246H108ZM32 246V247H31ZM38 246V247H37ZM107 246L110 248V244H107ZM106 246V247H107ZM5 247V248H6ZM36 247V248H35ZM106 247H104V248H106ZM3 248V247H2ZM108 248V249H109ZM33 250H35V251H33ZM33 252V253H32ZM101 255V254H100ZM102 256V255H101ZM18 257V258H17ZM112 258H113V256H111ZM260 261V260H259ZM262 261H264V259H262ZM262 261H260V262H256V264H260V263H262Z\"/></svg>",
  "mask_w": 264,
  "mask_h": 264
}]
</instances>
